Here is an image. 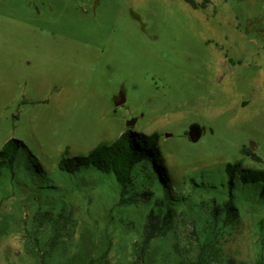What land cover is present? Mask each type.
I'll use <instances>...</instances> for the list:
<instances>
[{"label":"rangeland","instance_id":"1","mask_svg":"<svg viewBox=\"0 0 264 264\" xmlns=\"http://www.w3.org/2000/svg\"><path fill=\"white\" fill-rule=\"evenodd\" d=\"M127 130L160 134L162 206L145 180L121 203L112 176L58 169ZM10 139L24 146L0 170V264H264L256 192L224 212L225 166L264 169V0H0Z\"/></svg>","mask_w":264,"mask_h":264},{"label":"trees","instance_id":"2","mask_svg":"<svg viewBox=\"0 0 264 264\" xmlns=\"http://www.w3.org/2000/svg\"><path fill=\"white\" fill-rule=\"evenodd\" d=\"M183 1L195 10L207 9L211 3V0ZM159 144L160 134L157 132L147 135L127 130L114 143L98 144L87 156L69 157L65 152L58 163V169L71 177L84 171L112 176L120 187L121 203L126 202L125 195L129 193V189L135 187L139 180H145L147 186L157 188L159 196L156 197V206H162L163 194H166L171 178L167 173ZM21 146H24L23 143L17 139H10L2 146L0 170L6 169L14 176L15 168L21 164L19 161ZM243 152L252 160L260 161L251 150L245 148ZM225 176L224 185L228 200L224 204V212L227 216L234 211L235 192L243 193L244 189H252L256 192L258 201L264 203V169L247 168L241 161H237L225 166ZM154 194V191H150V196ZM215 213L216 211L213 212L214 215ZM229 264H235V261L230 260Z\"/></svg>","mask_w":264,"mask_h":264},{"label":"water","instance_id":"3","mask_svg":"<svg viewBox=\"0 0 264 264\" xmlns=\"http://www.w3.org/2000/svg\"><path fill=\"white\" fill-rule=\"evenodd\" d=\"M124 102H125V100H124V98H122V100H120V101L118 102V105H122ZM135 123H136V120H135V119H134V120H131V121H129V122L127 123V126H128V127H133V126L135 125Z\"/></svg>","mask_w":264,"mask_h":264},{"label":"crops","instance_id":"4","mask_svg":"<svg viewBox=\"0 0 264 264\" xmlns=\"http://www.w3.org/2000/svg\"><path fill=\"white\" fill-rule=\"evenodd\" d=\"M128 128H129V127H128ZM125 132H126V131H125ZM123 133H124V132H123ZM123 133H122V134H123ZM122 134H121V135H122ZM121 135H120V136H121ZM113 143H114V142H113ZM110 144H111V143H110Z\"/></svg>","mask_w":264,"mask_h":264}]
</instances>
